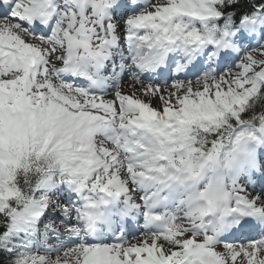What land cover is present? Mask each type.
Listing matches in <instances>:
<instances>
[{"label": "snow or ice", "instance_id": "6c2138e0", "mask_svg": "<svg viewBox=\"0 0 264 264\" xmlns=\"http://www.w3.org/2000/svg\"><path fill=\"white\" fill-rule=\"evenodd\" d=\"M0 264H264V0H0Z\"/></svg>", "mask_w": 264, "mask_h": 264}, {"label": "bare ground", "instance_id": "6f19581e", "mask_svg": "<svg viewBox=\"0 0 264 264\" xmlns=\"http://www.w3.org/2000/svg\"><path fill=\"white\" fill-rule=\"evenodd\" d=\"M123 91L125 93H128V92L132 91V89H130V87H129V82L127 84H123ZM136 94L140 95L139 92H137ZM156 103H158V102L157 101H153V104H156Z\"/></svg>", "mask_w": 264, "mask_h": 264}, {"label": "rangeland", "instance_id": "374dc122", "mask_svg": "<svg viewBox=\"0 0 264 264\" xmlns=\"http://www.w3.org/2000/svg\"><path fill=\"white\" fill-rule=\"evenodd\" d=\"M153 101H156V100H155V99H153V100H152V103H153ZM157 102H158V101H157ZM158 103H159V102H158ZM158 103H156V104H158ZM156 104H154V105H156Z\"/></svg>", "mask_w": 264, "mask_h": 264}]
</instances>
